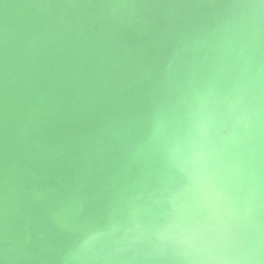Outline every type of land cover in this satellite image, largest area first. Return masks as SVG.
Returning a JSON list of instances; mask_svg holds the SVG:
<instances>
[{"label": "bare ground", "instance_id": "6f19581e", "mask_svg": "<svg viewBox=\"0 0 264 264\" xmlns=\"http://www.w3.org/2000/svg\"><path fill=\"white\" fill-rule=\"evenodd\" d=\"M49 95L111 101L89 109L100 120H118L113 130L143 132L146 111L159 116L155 127L175 159L164 161L169 153L158 141L147 170L132 176L122 209L114 210L134 219L126 243L105 236L110 193L100 198L94 186L104 183V172L88 174L92 184L77 188L75 168L71 185L59 187L60 198L72 191L70 207L53 211L43 204L55 197L15 180L16 169L29 171L40 139L54 134L38 123L54 110ZM16 102L8 146L13 160L27 158L0 175V264H47L38 260L46 253L40 249L47 236L66 235L58 227L70 238L90 237L82 255L62 245V264H154L158 256L176 264L190 254L182 264L254 254L264 264V0H0V104ZM125 104L132 109L119 108ZM85 138L78 168L104 149L89 148ZM192 153L197 170L178 159ZM122 176L117 188L131 171ZM190 242L197 252L188 251Z\"/></svg>", "mask_w": 264, "mask_h": 264}, {"label": "water", "instance_id": "95a60500", "mask_svg": "<svg viewBox=\"0 0 264 264\" xmlns=\"http://www.w3.org/2000/svg\"><path fill=\"white\" fill-rule=\"evenodd\" d=\"M37 72L36 76L42 75L40 71V73ZM60 97H63V95H57L54 98H52L50 95L48 96L47 102L51 103L49 104L51 107L49 109H54L53 112L56 110L54 116H51V114H53L52 112L50 113V116L46 117L44 120H38L37 118L38 123H41L39 124L41 128L44 125L50 132H54V134L40 139L39 146H41H38L36 152L31 155V157L29 156V159H32L33 161L31 163L32 165L28 167L29 171L25 173H17L18 170L16 169L15 180H20L22 189L36 188L41 190L42 194L55 197L56 199L51 203L43 204V208L45 206L46 211H53L57 208H60L62 205H66L68 208L70 207L71 204L69 202L71 201L70 195L72 191L69 190L68 195L60 198L61 193L59 192V187L61 185H71L69 175L71 174L72 177L74 176L73 174L75 168H77L76 175L78 178L76 180L77 182L74 183V187L77 188H87L89 184H92L91 181L86 179L88 174H96L97 170L99 172H104V177L102 178L104 183L95 184L94 186L96 189V194L100 198L104 196L106 191L110 193L105 199L106 204L111 207L109 209V215L104 213V215L108 217L105 218L108 222V230L106 231L105 236L112 237L113 240H115L114 242L126 243L128 237L123 234L127 232V229L129 228L128 223L131 222V219H134L129 217L127 218V215L129 214L126 215V218L125 216L120 218V214L117 215L118 213L114 212V210H118L119 212L122 209L120 204L122 201L120 197L126 191V187L132 180V176L137 175L140 177L144 173V167H146L147 170L149 164L147 161L148 155L150 158L151 151H154L155 147L157 146L155 144H157L158 141H160V145L162 147H166L169 153V155L164 154V161L172 166L176 154L173 151V145L165 143L167 139L164 140L163 137L159 136V128L155 127V123H159V116L150 119V116L146 111V115H143L145 117L144 121L141 119V126L144 127L143 132L141 129L134 130L130 125L122 126L118 130H113L112 128L115 127L116 123H120L118 120L114 119V117L111 115L106 116L103 120H100V115L97 114V111L95 109H89L90 107L100 105L105 107L111 101H104L99 105L95 100H86L82 99V97H77L76 99L72 97H63L64 99H59ZM84 100L86 101V105L82 103ZM55 103H60V106H58L59 109H55ZM3 104L4 103L0 104V129L2 132V135H0V147L5 149L6 153L0 154V175L5 176V174H7L10 176L11 169L20 162V164H24V161L27 157L20 153V159L18 161L13 160V157L10 155V153L15 154V151L13 149L9 150L8 146L9 140L12 139V134L10 131H8V129H10L12 120L14 119L13 115L16 116L14 113L18 112L20 103H13L12 105H9L8 108ZM67 106L72 107L73 109H69ZM119 108L126 111L127 108L132 109V107L128 106L127 104L124 106H119ZM120 114H123V112ZM95 134L99 135L94 136ZM223 136L224 133L221 137ZM84 138L86 139L85 144L88 145L89 148L92 146L99 147L102 144L104 149L98 152L96 154L97 156H95L100 161L102 160V162H99L98 164L96 162L99 160H97L96 162L90 163L89 165L84 163L79 165L78 168V164L83 160H81L82 153L80 152L79 141L83 140ZM47 146L51 147L49 151H47ZM176 156H178V154ZM111 157L112 160H110ZM183 157L185 159H178L183 161L189 160V163L192 165V169L197 170V162H194L196 155L194 153ZM217 163L218 162L216 161L213 164L214 167L212 165L213 168L210 167V169H214L217 166ZM179 165L180 163L178 162L176 167ZM19 167L20 166H18V168ZM124 168L125 172L131 171L130 179L126 183L124 182L125 184L122 188H117L116 182H122L123 180L122 175L125 172H121V169ZM129 192L127 190V194H129ZM36 197L37 196H34L33 199L35 200ZM24 218L25 217H21L20 220ZM93 218L94 216H89L87 220L91 221ZM57 231L65 233L66 235H63L62 238L52 239L47 236V241L44 242L47 245L44 247L40 246L42 247L40 250L46 253L42 259L38 260L44 261L47 264H55L54 262L62 264L63 261L60 260L66 258L61 249L62 245H66V252L78 251L79 254H83L85 248L82 247V243H87L90 237L88 238V236L75 234V238H70L68 236L71 233L65 231V229L61 227H58ZM164 233L165 235H168L167 232ZM90 240H92V238ZM171 243L172 242L170 241V246ZM128 244H132V242L129 241ZM189 244L188 251L194 248L193 252H197L198 246H192V242ZM126 246L127 244H124L123 247L119 249L122 251L121 253L126 254ZM47 252H50V254H47ZM79 254H72L73 258L79 260ZM191 255L192 254L186 255L187 257L183 258L176 264L185 263ZM182 256L183 255H181V257ZM158 258H156V262L154 264H161L158 261ZM0 259L4 260L5 257L1 255Z\"/></svg>", "mask_w": 264, "mask_h": 264}, {"label": "clouds", "instance_id": "9594fccd", "mask_svg": "<svg viewBox=\"0 0 264 264\" xmlns=\"http://www.w3.org/2000/svg\"><path fill=\"white\" fill-rule=\"evenodd\" d=\"M210 260L214 261V264H237L238 260H243L246 262V264H255L257 256L254 254L249 257H240V258H235V257H228V256H210Z\"/></svg>", "mask_w": 264, "mask_h": 264}]
</instances>
